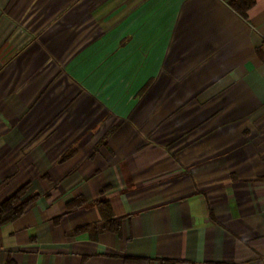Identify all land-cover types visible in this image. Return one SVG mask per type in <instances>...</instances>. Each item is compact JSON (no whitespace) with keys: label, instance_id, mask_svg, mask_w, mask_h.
I'll return each mask as SVG.
<instances>
[{"label":"crops","instance_id":"1","mask_svg":"<svg viewBox=\"0 0 264 264\" xmlns=\"http://www.w3.org/2000/svg\"><path fill=\"white\" fill-rule=\"evenodd\" d=\"M247 1L0 0V264H264Z\"/></svg>","mask_w":264,"mask_h":264},{"label":"trees","instance_id":"2","mask_svg":"<svg viewBox=\"0 0 264 264\" xmlns=\"http://www.w3.org/2000/svg\"><path fill=\"white\" fill-rule=\"evenodd\" d=\"M251 2L247 0H232L231 7H236L237 9L244 11ZM241 15L242 12H239ZM26 187L19 189L10 197L6 198L0 205V224L11 221L18 217L25 208H27L36 199L37 196H26ZM100 213L102 214L105 222L109 224L111 213L108 206H100ZM114 222L111 220V225ZM7 264H13L12 262H7Z\"/></svg>","mask_w":264,"mask_h":264},{"label":"rangeland","instance_id":"3","mask_svg":"<svg viewBox=\"0 0 264 264\" xmlns=\"http://www.w3.org/2000/svg\"><path fill=\"white\" fill-rule=\"evenodd\" d=\"M103 70H104V69L101 68V71H103ZM104 73H106V74H111V73H113V69L105 70ZM124 87H125V85L122 87V90H123V91H126V90H124ZM127 91L129 92V90H127ZM128 92H127V93H128ZM125 103H126V101H123V102H122V105L124 106Z\"/></svg>","mask_w":264,"mask_h":264}]
</instances>
